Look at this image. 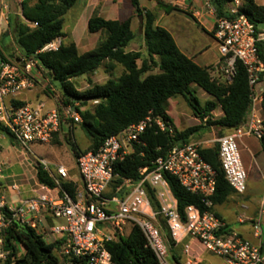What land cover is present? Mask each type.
Segmentation results:
<instances>
[{
    "label": "built area",
    "instance_id": "built-area-1",
    "mask_svg": "<svg viewBox=\"0 0 264 264\" xmlns=\"http://www.w3.org/2000/svg\"><path fill=\"white\" fill-rule=\"evenodd\" d=\"M23 1L0 0V129H5L19 146L32 154V145L51 143L53 135L59 132L62 117L75 123L81 119L73 107L62 106L58 96L54 100L62 113L59 109L46 108L44 103L15 104L20 94L33 89L43 72L34 56L27 58L17 50L11 55L2 47L3 43L13 44L9 31L12 16L30 28L37 25L24 19ZM205 6L215 15L210 0H206ZM241 6L242 0H234L228 16L216 18L211 30L224 82H232L238 63L244 66L248 76L251 104L245 125L216 140L220 168L238 195L246 191L247 173L237 143L245 136L259 142L264 138L261 106L264 88L260 85L264 81V67L257 46L261 43L264 47V21L256 27L240 12ZM61 43L62 38L58 37L38 53L56 51ZM153 127L173 135V129L162 118L149 115L109 136L97 152L79 153L75 158L78 182L70 179L64 166H56L52 173L43 160L37 159L56 188L39 184L40 192L36 195L7 205L0 187V264L10 253L5 248V238L13 223L35 230L46 242L59 240L61 246L56 256L60 264H113L107 244L117 240V236L122 238L125 229L129 234L134 226L141 231L158 264H190L183 257L189 256L191 241L223 264H264V249L231 230L214 213L211 198L215 193V172L202 158L200 144L175 145L152 166L140 167L137 181L125 179L114 185L118 177L115 165L134 154L135 146L141 145V136ZM2 166L0 163V174ZM164 174L174 177L187 192L200 196L206 209L201 211L190 205L181 215ZM61 181L76 185L73 197L60 188ZM254 228L259 231V222ZM176 247H181L182 253L178 262L170 258V251Z\"/></svg>",
    "mask_w": 264,
    "mask_h": 264
},
{
    "label": "trees",
    "instance_id": "trees-1",
    "mask_svg": "<svg viewBox=\"0 0 264 264\" xmlns=\"http://www.w3.org/2000/svg\"><path fill=\"white\" fill-rule=\"evenodd\" d=\"M78 0H24L22 15L24 19L36 27L30 28L18 17L12 16L9 21V31L13 38V52L17 50L23 56L35 57L38 65L46 73L49 82L58 83L59 99L64 107L74 108L81 122L78 124L87 137L89 145L86 150L75 148V144L66 140L73 156L79 153L97 152L104 141L111 135L118 134L131 124L138 123L147 116H159L167 126L171 125L170 118L164 109V104L171 98L182 96L195 116L204 119L217 108L222 116L205 124L187 128L183 131L173 129V135L160 132L156 128L147 129L141 136V145L135 146V152L124 161L115 165L114 181L120 185L123 180H138V169L149 167L175 145L191 142L193 136L207 127L224 131H233L245 125L246 116L250 111V89L248 76L244 66H236V74L230 84L217 81L211 76V67H201L186 57L177 48L168 31L155 24L156 16L150 11L141 10L137 0H132V6L137 11L133 18L142 16V32L147 58H142L140 52H128L127 46L135 38L131 29L132 19L123 22L105 20L93 15L87 23L91 34L104 30L107 38L103 44L83 54H78L74 43H61L56 51L38 53L45 45L58 37H63V17ZM234 0H210L215 9L216 18L228 16V8ZM170 11L177 10L170 7ZM240 12L256 27L264 21V6L257 5L255 0H242ZM188 16L192 15L185 13ZM258 53L264 67V47L257 44ZM5 51L8 48L2 44ZM140 61V65H138ZM101 66L107 73L115 66L122 68L117 79H107L103 84L88 82L90 87L79 91L72 80L84 75L94 74ZM155 71V73H151ZM264 76V73H263ZM191 88L202 90L212 98L206 102L202 110L193 95ZM190 96L189 98L187 97ZM97 102L91 109L80 110L91 102ZM21 106V103H15ZM77 104V105H76ZM264 126V91L262 100ZM3 135L10 138L5 129H0ZM55 133L54 136H58ZM222 133H219L221 137ZM56 145L61 142L55 141ZM264 154V138L260 141ZM202 158L215 172V193L211 198L213 206L223 204L235 194L225 180L218 162L216 147L201 148ZM36 179L40 185L56 188L53 180L44 170L42 164L34 165ZM170 191L177 202L178 212L182 215L187 206L193 205L201 211L206 208L202 198L187 192L177 180L164 174ZM60 188L72 197L76 191L73 182L61 181ZM230 230V229H229ZM165 233H168L165 228ZM168 237V234H167ZM170 241V240H169ZM171 243V241H170ZM172 244V243H171ZM61 242L55 240L46 242L43 236L31 228H22L13 223L7 230L5 248L10 253L3 264H60L56 252ZM113 264H158L153 252L146 247V241L137 227H132L126 237L119 242L113 240L107 244ZM174 262L181 259L179 253L170 251Z\"/></svg>",
    "mask_w": 264,
    "mask_h": 264
},
{
    "label": "crops",
    "instance_id": "crops-1",
    "mask_svg": "<svg viewBox=\"0 0 264 264\" xmlns=\"http://www.w3.org/2000/svg\"><path fill=\"white\" fill-rule=\"evenodd\" d=\"M257 1L258 0H255L256 4L259 5ZM262 1L263 3L260 4L261 6L264 4V0ZM189 2H191L193 6L196 5V0H190ZM137 3H138V7L141 10H143V12L150 11L155 14L156 16L155 24L156 25L162 19H165L168 17H175V21H173V23H170L168 25H164L165 26L164 29L169 32V34L174 40L179 51L182 54H184L186 57L192 59L194 63H196L197 65L201 67H212L215 69L214 71L216 70L220 71V57L217 52L216 44L211 36V30H212V27L216 19L215 15H212L209 11H205V10H203L201 13L195 11V13L192 14V16H194V19H195V21L192 20L194 24L197 27H199L202 31H204L206 34H209L212 40V46L203 47L201 49L198 48L194 51H190L189 49H187V46H185V44L181 45L180 47L175 39V36L179 38L183 36L186 38L188 37V30L186 27H188L189 25L188 24L189 22L187 21V18L189 17L185 13H189V12L186 10L187 5L184 4L185 0H177L176 2L175 1L173 2L172 0H137ZM170 7H175L179 11H176V10L170 11L169 10ZM133 11H135V9L132 6V0H78L77 3L63 17V28H62L63 37H61L62 43H69V42L74 43L77 48L78 54H83L91 49H94L100 46L101 44L104 43V41L107 38V33L104 30L99 31L98 33H95V34H91L88 32L87 23H88V20L93 15H97L105 20L123 22L127 19L133 18V16L136 15ZM68 13L70 14L68 15ZM65 17H67L66 20H65ZM66 23L67 25L64 29V25ZM133 26L134 28H136L137 35L142 37V45L141 46L139 45V47L137 45V48H135L134 46L135 44H133L132 46H129L130 45L129 44L126 48V51L140 52L141 57H143V50H145L144 41H143V32H142L141 24H139L137 17L132 19L131 29L133 28ZM135 38H136V35H135ZM210 49H213L215 51V54L207 55L206 52ZM117 69H121V67L119 68V66H115L114 70H117ZM36 81H39V79H37ZM89 87L90 85H87V89ZM30 93H35L34 89L20 94L16 98L15 103H21L22 105H25V104L31 105L30 102L32 99L29 97ZM51 106L48 107V109H52L53 105ZM80 110L82 111L83 108ZM221 116H222V113H220L219 117ZM73 127L74 125L73 126L69 125V129L71 133L70 135L66 136L72 142H73L72 140ZM209 130H210L209 131L210 139L208 142H206L207 146L205 148H211L208 144L209 142H215V147H216V140L220 138L219 133H222L221 137L232 133V131H229V130L220 131V130L214 129L213 127H210ZM59 132L63 134L62 124H60ZM206 132H208L207 129H206ZM216 137L218 138L216 139ZM250 138L251 136H245L242 138L240 143L246 147V145L242 142L244 139L249 140ZM13 143H16V142L12 138L6 135H1L0 136V151L4 147L5 149H8L9 146L12 147ZM48 147L49 145L41 146L39 148L43 150V153L49 152L50 154V156H48L49 158H54V156L58 155L57 152H55L54 150L53 151L49 150ZM248 151L250 152L251 158H253V160H257L259 164L258 166V169L260 171L259 180L262 182V187H261L259 197L257 199L250 200L248 197V194H246V192L249 191V188L247 187V184H246V191L244 192V194L234 195V196H237V199L238 197L243 196V199L247 202L246 206L240 207L241 209H243L242 212L238 213V211H236L235 208L237 207L238 203H237V200H234L232 198V196H230L227 199V201L224 202L223 204L213 206V211L226 223V225L231 230L237 232L240 236L249 240L251 243L255 245H260L264 249V231L262 229L264 227V154H263V159L260 160V153H262L261 146L259 147V149L255 151H251V149H248ZM1 158L5 165H6L5 163L6 161L10 162V157L8 154L3 155ZM25 159H27L28 164L24 168V171L28 179L30 181H33V185L28 190L29 193L31 194L29 195V197H31L40 192V185L37 182L36 171L34 169V166L32 165V161L29 160L27 157H25ZM22 161L23 160H21V163ZM74 163H75V160H74ZM250 164L251 162L250 163L247 162L243 164V167L246 173L247 172L249 173V171L251 170ZM58 166H62V165H58ZM6 170L9 171V168H7ZM13 178H15V176L9 173V175L5 176L3 180L0 179V187H1L2 194L4 196V199L7 205H15L21 199L27 198V197L21 196L20 191H19L20 190L19 185L15 184L13 181L10 182V180H12ZM72 181L78 182V179L72 180ZM8 189H10L11 191L10 196L15 198L14 202H11L10 200H8L7 197L4 195V191H7ZM234 222L241 225V228L239 229V231L234 229L232 225ZM258 222L260 225L259 231L255 230L254 228V226ZM192 243L197 244L196 242L191 241L190 247ZM177 248H179V251H180L179 254L182 255L181 247H176L174 252H176ZM208 264H211L209 260H208Z\"/></svg>",
    "mask_w": 264,
    "mask_h": 264
},
{
    "label": "rangeland",
    "instance_id": "rangeland-1",
    "mask_svg": "<svg viewBox=\"0 0 264 264\" xmlns=\"http://www.w3.org/2000/svg\"><path fill=\"white\" fill-rule=\"evenodd\" d=\"M6 2H9L10 0H5ZM173 2L177 0H172ZM190 0H185V5H187V11L189 12L188 14L192 15L193 13L196 12H202L203 10L208 11V8L205 6L206 0H196V5L193 6ZM257 3L260 5L263 3L262 0H258ZM74 10V9H73ZM72 10V11H73ZM71 11V12H72ZM135 13V11H133ZM70 13H68L69 15ZM187 18V21L189 22L187 30H188V37H177L175 36V39L178 43V45L181 47V45L187 46V49L190 51H194L198 48H203V47H211L212 46V40L209 36V34H206L204 31H202L199 27H197L193 21H195L194 16ZM67 17H65L66 20ZM193 20V21H192ZM175 21V17H168L165 19L160 20L157 25L160 27H165L164 25H168L170 23H173ZM66 22V21H65ZM166 23V24H165ZM67 23L64 25V29L66 27ZM86 28V27H85ZM185 28V29H186ZM86 30V29H85ZM133 32L136 35V38L130 42L129 46H132L135 44V48H137V45H142V37L137 35L136 28H132ZM175 35V34H174ZM177 37V38H176ZM80 40V39H79ZM8 48V52L13 55V44L11 42L6 44ZM81 49V48H80ZM82 51V50H81ZM207 55L215 54V51L213 49H210L206 52ZM142 58H147V53L145 50H143V57ZM138 65H140V61H138ZM120 68V67H119ZM211 67V76L213 79L217 81H224L223 75L221 71L216 70ZM122 68L117 69V70H112L111 73H107L105 70L104 66H101L99 70H97L94 74L92 75H84L78 78H74L72 80L73 84L79 91H83L87 89L88 82L91 81L92 83L95 84H103L107 81V79H117L118 76L121 74ZM155 73V71L151 72ZM261 85L264 88V81H260ZM34 92L35 93H30L29 97L32 99L31 100V105L34 106L38 103H44L45 107L48 108L51 105H53V108L59 109L60 113H62L61 106H59L56 101L54 100L55 96L60 95L59 90H58V83L56 82H49L46 73L43 71L42 76L39 79V81H35L34 83ZM191 91L193 92V95L196 97L198 103H199V108L202 110L206 102L212 101V98L206 95L202 90L197 89V88H191ZM37 93V94H36ZM189 98L190 96L187 95ZM94 102L89 103L85 107H80V109L83 108L85 109H91L92 106H94ZM52 107V106H51ZM164 109L166 113L168 114L172 128L178 131H183L187 128L198 126L201 124H205L206 121H212L215 120L216 118H219L220 116V109L217 108L215 111L210 113V115L206 116L204 119H201L199 116H195L193 114V110L188 106V103L186 99L182 96H176L171 99H169L165 104H164ZM205 120V121H204ZM62 133H58V136H54L51 143L49 144V150L55 151L58 153V155L54 156V158H49L50 156L49 152H44L43 150L38 146V145H32L31 151L32 154L28 153L25 149H23L21 146H19L17 143H13V146H9L8 149L2 148L0 151V163L3 164L2 166V173L0 174V179L3 180V178L7 175L13 174L15 178L10 180V182H14L15 184L19 185V191L22 197H29L31 195L29 193L30 187L33 185V181H30L24 171V168L27 166L28 161L25 159L27 157L29 160L32 161V165L34 166L36 164L37 159L43 160L46 164L48 169L52 172L55 173L56 166L62 165L64 166L69 174L70 179L72 180H77L78 175L75 167V157L73 156L72 152L70 151V146L67 144L66 140L68 139L66 136L70 135V129L69 125L71 126L72 123L70 119L63 120L62 117ZM209 127L206 129L201 130L197 136H193L191 139V142L198 143L202 148H205L207 146V143L210 139V134H209ZM60 134V136H59ZM218 137H216L217 139ZM72 140L75 144V148L84 151L87 149V146L89 145V141L83 131L81 130L80 126L78 124H75L73 127L72 131ZM55 141H60L61 145H56ZM70 142H72L69 139ZM245 146L241 143H237L238 145V152L240 155L241 163L242 166L243 164L247 162H251V170L249 173L247 172V179H246V184L247 187L249 188V191L246 192L248 194L249 199H257L260 195L261 187H262V182L259 180V174L260 171L258 169V162L257 160H253L251 158L250 152L248 149H251V151H255L259 149L260 147V142L256 140L255 138L251 137L249 140L244 139L243 142ZM210 147H215V142H209L208 143ZM248 148V149H247ZM9 155L10 157V162L6 161V165L4 164L2 160L3 155ZM263 159V153H260V160ZM21 160L22 163H21ZM25 161V163H24ZM15 165V166H14ZM13 166V167H12ZM9 168V171L6 169ZM244 168V167H243ZM34 170V169H33ZM245 170V169H244ZM115 185V184H114ZM113 185V187H114ZM112 187V185H111ZM112 187V188H113ZM112 190V189H111ZM10 189L7 191H4V195L7 197L8 200L11 202L15 201L14 197L10 196ZM235 194L231 195L234 200H237V207L235 208L238 213L242 212L243 209L240 207L246 206L247 202L243 199V196L238 197L234 196ZM233 227L235 230L239 231L241 228V225L237 224L234 222ZM264 231V227L262 228ZM128 234V230L125 229L123 232V237H126ZM179 248H177L176 253H179ZM184 261H189L190 264H208V260L211 264H223L222 261L214 257L206 252H204L201 247H199L197 244L192 243L191 245V251L188 257H183Z\"/></svg>",
    "mask_w": 264,
    "mask_h": 264
},
{
    "label": "water",
    "instance_id": "water-1",
    "mask_svg": "<svg viewBox=\"0 0 264 264\" xmlns=\"http://www.w3.org/2000/svg\"><path fill=\"white\" fill-rule=\"evenodd\" d=\"M135 14H137V11H135ZM137 18H138V22H139V24H142V16L139 15ZM216 149H217V146H216ZM116 239H117V241H119V242L122 240V238H121L120 236H117Z\"/></svg>",
    "mask_w": 264,
    "mask_h": 264
}]
</instances>
